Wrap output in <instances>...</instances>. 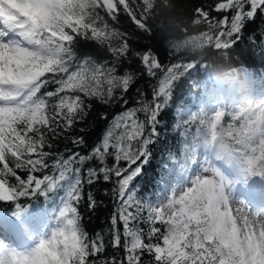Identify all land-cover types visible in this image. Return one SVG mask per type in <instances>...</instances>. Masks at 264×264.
Wrapping results in <instances>:
<instances>
[{
    "label": "snow or ice",
    "instance_id": "snow-or-ice-1",
    "mask_svg": "<svg viewBox=\"0 0 264 264\" xmlns=\"http://www.w3.org/2000/svg\"><path fill=\"white\" fill-rule=\"evenodd\" d=\"M138 5L139 0H0V201H16L30 192L52 191L62 182L70 183L57 227L26 253H5L0 244V264H97L90 258L105 251L104 236L97 233L90 238L74 206L82 199L77 165L91 160L97 166L88 169V184L112 183L115 177L111 195L118 203L110 217V243L124 251L123 259L105 258L100 264H144L145 254L150 264H264V171L253 173L257 163L253 158H247L238 174L229 178L221 162L202 167L200 149L193 145L167 172L171 178L182 169L185 174L176 185L190 183V187L179 197L173 194L163 206H157L159 197L152 202L137 196L136 182L152 158L149 146L159 140L160 117L172 100L175 82L190 67L174 63L165 69L151 50H133L131 35L110 25L99 11L113 22L123 11L137 29L149 33L145 17L137 14ZM211 11L227 15L217 19L201 6L195 9L196 20L207 23L206 34L217 48L229 49L244 40L247 28L264 16V0H216ZM78 37L91 41L110 59L77 57L73 44ZM258 39L264 41V34L252 35L247 42L253 45ZM133 58L141 71L125 68L119 74L120 66ZM158 71L163 75L153 86L151 102L138 100L139 107L116 115L87 153L57 155L52 167L58 175L42 179L29 175L27 180L16 175L15 169L27 167L35 172L48 167L46 158L51 153L45 149L53 146L50 138L65 136L84 119L91 108L85 98L105 105L127 103L125 94L138 76L155 78ZM48 85L56 87L40 94ZM71 142L77 148L86 144L82 136L71 137ZM9 157L15 169L9 166ZM198 169L210 175L193 178L191 172ZM8 176L16 177L18 188L8 183ZM104 194L109 195L107 190ZM98 204L90 193L89 209L95 210ZM15 207L19 216L24 209L19 203ZM141 223L149 225L146 233Z\"/></svg>",
    "mask_w": 264,
    "mask_h": 264
},
{
    "label": "trees",
    "instance_id": "trees-1",
    "mask_svg": "<svg viewBox=\"0 0 264 264\" xmlns=\"http://www.w3.org/2000/svg\"><path fill=\"white\" fill-rule=\"evenodd\" d=\"M215 2L216 0H139L137 14L145 17L146 25L150 29L149 33L137 29L123 11L119 13L118 20L113 22L103 10H99L110 25L131 35L133 50L141 52L151 50L165 69L174 63L190 66L185 70L186 74L174 84L172 100L160 117L159 140L156 144L149 146L152 158L144 166L143 176L136 182L138 198L155 202L159 197L157 206L163 205L166 200V191L176 185L178 175L185 174L178 168L176 174L169 178L167 172L171 164L183 158L186 148L195 145L200 149V153L215 152L246 162V156L242 155L245 152L250 155L251 150L255 149L250 140L255 138V135L259 133L258 129L263 125L264 117L256 113L259 108L250 107L251 113L249 111L225 112L223 115L214 117L207 113L210 107L233 99L238 100L244 94L247 99L248 95L254 96L252 100L248 99L250 104L254 99L264 97V41L258 39L253 45L247 42L251 40L252 35L260 37L264 34L262 33L264 16L258 17L255 23L247 28L245 39L239 44L229 49L217 48L215 41L206 34L207 23H198L195 15V9L201 6L208 9L210 16L217 19L227 15V13L211 11ZM133 7L135 8L136 5ZM215 32L216 30L213 29V34ZM202 36L209 37V41L204 43L195 40ZM73 51L77 57L110 59L91 41L79 37L73 44ZM76 63V61L73 62L72 71L76 69ZM125 68L136 72L141 71L139 61L135 58L131 63H123L118 73L122 74ZM162 75L160 71L155 78L140 74L125 94L127 103L120 101L105 105L94 99L85 98L86 103L91 104V108L86 110L87 115L84 119L77 122L73 130L65 136L50 138L53 146L45 149L51 153L46 158L47 168L35 172H31L27 167L15 169V163L11 157L8 160L9 166L13 167L16 175L23 180H27L29 175L39 179L45 175H58L52 167L57 155L67 156L72 151L85 154L90 151L92 146L102 138L116 115L128 108L139 107L138 100L151 102L153 86L157 84L159 78H162ZM218 77L219 82L213 83ZM55 87V85H48L46 89L41 90L40 94L46 90H54ZM116 95H120L119 90ZM182 113L186 116L185 120L180 118ZM138 116L141 120L145 119L143 113H138ZM212 119L214 122L211 125ZM73 136L84 137L85 146L77 148L73 145L71 142ZM107 163L112 166V158H109ZM124 163L121 162V164ZM77 166L81 168L82 199L78 205L74 204V206L78 207L81 228L90 238H94L97 233L102 234L106 244L105 251L99 257L90 258V261L95 259L97 264H100V261L105 258L123 259V248H113L110 243V217L114 214L118 203L111 195V190L115 187V177L112 183L105 184L101 181L90 185L87 183V171L89 168L96 167L97 162L91 160ZM7 180L10 185L19 187L16 177L8 176ZM144 186L147 187V191H141ZM69 187V182H62L52 191L30 192L28 196L18 197L12 202L0 201V217L9 223H14L18 221V217L22 216L24 223L21 222V225L26 226L28 219L37 216L41 219L40 221L57 226V218L63 208ZM106 190L109 195L104 194ZM90 193L99 202L95 210H90L88 207ZM16 203L21 204L24 209L19 216L15 215ZM144 215L146 217L147 213L145 212ZM19 221H21L20 218ZM31 223L32 226L35 225ZM156 226L161 228V231L164 230L163 225ZM140 227L146 233L149 225L141 223ZM143 260L144 264H150V257L147 254L144 255Z\"/></svg>",
    "mask_w": 264,
    "mask_h": 264
},
{
    "label": "rangeland",
    "instance_id": "rangeland-1",
    "mask_svg": "<svg viewBox=\"0 0 264 264\" xmlns=\"http://www.w3.org/2000/svg\"><path fill=\"white\" fill-rule=\"evenodd\" d=\"M209 39L210 38L207 36H202V37H199V39H195V40L206 43L209 41ZM250 97L252 96L248 95V99L252 100L250 99ZM248 99L244 97L243 99L234 100L235 102L233 103V106H234L233 108L230 107L231 105L229 106L228 104L223 105L226 103H220L221 105L220 104L216 105V108L210 109V110L208 109L207 112L211 114V116L213 117L215 115L216 116L223 115L225 112L241 113L243 111H249L251 113L249 109L251 107V108H259L256 110V113H259L260 116H262L263 118L264 117V97L254 99L253 101H251V104L246 103V100ZM219 106H222V107L219 108ZM180 118L182 120H185L186 116L182 113L180 114ZM213 122L214 120L212 119L211 125L213 124ZM262 123L263 125L260 126V128L258 129L259 133L255 135V138L250 140L251 145L255 146V149L251 150L250 155L246 152L242 155L243 157L246 156L245 158H253L254 160L257 161V163L253 166V169H252L253 173H259L260 171H264V163H259L260 160L264 159V121ZM244 138H247V137H244ZM200 157H203V160H201L202 167H216L217 162H221L220 164L221 170L224 172L226 176H228L229 178H234L238 174L237 167L234 164L235 158L229 159L226 156H223V157L216 156V155L213 156L211 154H208L207 152L204 154L200 153ZM244 163L245 162H242V164ZM189 171H191V168L189 169ZM191 174L193 178L197 174H199L202 178L205 177L206 175H210V173L201 172V170L199 169L191 172ZM180 175H178V179ZM190 186L191 184L188 183L182 186L175 185L172 188L170 187L169 190L166 191V196H165L166 200H164L163 205H166L168 203V199L173 194L179 197L182 194V192L186 190L187 187H190ZM235 206L240 207L237 204L232 205L233 208H235ZM236 215L239 216V213H236ZM55 228L56 227L54 226L46 227V228H40L39 226L38 230H34L30 227H27L26 229L22 230L21 228L16 229L13 227L12 229L9 230V227H6L5 225L3 226L1 225V220H0V244L4 245L5 253H13V252L26 253L30 251L31 249H33L34 247H36L42 238H47L50 235L51 231ZM41 229L43 230L42 234L39 232V230ZM11 232H14V234H12L14 235L13 242L7 238V236H11L10 235Z\"/></svg>",
    "mask_w": 264,
    "mask_h": 264
},
{
    "label": "clouds",
    "instance_id": "clouds-1",
    "mask_svg": "<svg viewBox=\"0 0 264 264\" xmlns=\"http://www.w3.org/2000/svg\"><path fill=\"white\" fill-rule=\"evenodd\" d=\"M219 77L215 80V81H213V83H218L219 82Z\"/></svg>",
    "mask_w": 264,
    "mask_h": 264
},
{
    "label": "bare ground",
    "instance_id": "bare-ground-1",
    "mask_svg": "<svg viewBox=\"0 0 264 264\" xmlns=\"http://www.w3.org/2000/svg\"><path fill=\"white\" fill-rule=\"evenodd\" d=\"M235 208H237V207L235 206Z\"/></svg>",
    "mask_w": 264,
    "mask_h": 264
}]
</instances>
